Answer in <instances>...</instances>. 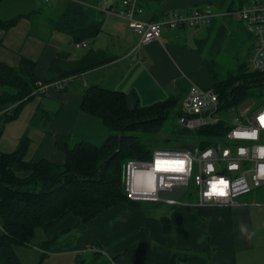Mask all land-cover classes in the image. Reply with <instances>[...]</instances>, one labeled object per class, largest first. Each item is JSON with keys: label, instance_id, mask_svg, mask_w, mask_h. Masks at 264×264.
<instances>
[{"label": "crops", "instance_id": "0c3cea01", "mask_svg": "<svg viewBox=\"0 0 264 264\" xmlns=\"http://www.w3.org/2000/svg\"><path fill=\"white\" fill-rule=\"evenodd\" d=\"M49 1L45 5L52 15H56L61 12L66 1L88 6H108L110 3L116 4L118 0H106L101 4L97 3L98 0H60L61 9L58 11L51 9ZM197 1L139 0L142 7L140 18L156 20L164 12L175 10L176 7H196ZM41 2H13L10 6H14V10L10 13L0 8V19L21 15L8 29H0V61L16 66L20 57L34 60L36 74L40 77L46 74L50 62L60 53L72 59L86 52L80 55L70 52L66 48L67 43L72 44L68 35L50 30L43 15L33 12L43 7ZM28 13L29 16H25ZM106 17L98 34L85 42L91 43L89 49L102 50L112 59L76 74L62 88H47L43 94L30 99L16 118L3 125L0 132L1 152L15 149L18 138L25 132L28 137L26 159L35 161L44 158L62 164L64 153L54 146V137L66 135L69 138L72 132L77 133L75 125L82 126L89 121L85 114L97 119L79 108L81 92L88 85L122 91L127 105L131 107L134 104L148 105L168 96L180 100L181 89V96H184L188 85L199 87L212 83L211 78L208 84L198 79H184L185 84L181 86L183 77L180 69L182 65L186 67L184 58L196 57L194 53L185 52L174 41L178 37L175 31L186 27L163 29L157 40L140 45L131 52L137 40L136 35L121 18L113 15ZM222 21V29L227 34L235 32L240 37L239 30L245 31L238 21L228 18ZM208 25L202 26V38L208 33L215 34L218 29ZM202 38L194 39L193 50L200 54L202 51L209 52L208 40L200 42ZM243 42L249 46L248 34L247 40ZM201 56L209 75L205 66L206 58ZM203 66L199 64L202 70ZM35 111L46 118L37 122ZM31 121H36V125L27 126ZM104 135L102 128L98 140ZM237 202L232 207L193 203L192 206L171 205L174 208L169 216L171 231L168 233L161 229L160 216L149 217L145 212L120 202L83 223L69 214L47 234L43 232L30 244L16 245L13 250L22 264H37L38 261L41 264H85V252L92 253L94 264H170L171 255L181 257L183 264H264V183L239 196ZM242 226L247 229L244 233L241 232Z\"/></svg>", "mask_w": 264, "mask_h": 264}, {"label": "trees", "instance_id": "16d2710c", "mask_svg": "<svg viewBox=\"0 0 264 264\" xmlns=\"http://www.w3.org/2000/svg\"><path fill=\"white\" fill-rule=\"evenodd\" d=\"M204 1L213 4L215 9H230L254 0H237V3L229 0L224 6L211 0ZM97 3L101 4L99 0ZM96 6L66 1L61 12L47 16L46 22L50 30L68 35L71 43L89 41L98 34L105 17ZM41 10L33 12L39 14ZM19 16L0 19V29L11 27ZM217 20L212 19L208 24L213 26ZM222 27L219 26L214 36L206 34L200 42L212 40L217 44L222 33L224 39ZM246 56L222 76L217 75L204 59L212 81L210 87L218 94L223 108L264 102V71L248 70ZM111 59L102 50L94 49H88L72 59L60 53L53 58L42 77L36 74L34 60L20 57L16 66L0 61V132L3 125L16 118L30 99L39 95L34 92L37 81L47 83L74 76ZM79 108L99 119L107 128V135L101 144L79 140L69 146L66 135H56L54 146L64 153V162L55 164L44 158L33 161L25 158L28 137L24 132L15 149L0 151V264H22L13 247L30 244L35 238L36 228L47 234L69 214L83 223L120 202L145 210L142 203L149 201L129 200L123 191L122 166L127 159H146L153 148L169 140L178 139L174 142H179L184 134L193 136L192 144L203 149L222 141L221 136L229 127L223 121L193 131L179 126H164L167 117L180 114V102L175 97L168 96L148 105L134 104L129 107L122 91L95 84L84 87ZM158 132H163L165 137H160ZM150 134L153 137L148 139ZM159 221L164 233L171 231L169 217L161 215ZM170 264H183L182 258L171 255Z\"/></svg>", "mask_w": 264, "mask_h": 264}, {"label": "built area", "instance_id": "2783aa9c", "mask_svg": "<svg viewBox=\"0 0 264 264\" xmlns=\"http://www.w3.org/2000/svg\"><path fill=\"white\" fill-rule=\"evenodd\" d=\"M96 7L104 15L124 20L126 27L136 35L131 52L157 40L163 29L200 28L212 19L238 21L250 36L246 56L248 70L264 71V0L244 2L230 9L169 10L156 20L140 18L139 0H118L116 4ZM72 45L83 47L85 41ZM75 76L47 83L37 81L34 92L41 94L47 88H62ZM220 104L218 94L211 87L188 85L180 101L177 126L193 131L223 121L229 127L221 136L222 141L203 149L196 145L159 146L153 148L146 159H127L122 166V188L127 199L169 205L232 207L238 204L239 196L264 183V102L241 103L228 108ZM174 186L185 187L178 199L158 196L159 191Z\"/></svg>", "mask_w": 264, "mask_h": 264}, {"label": "rangeland", "instance_id": "374dc122", "mask_svg": "<svg viewBox=\"0 0 264 264\" xmlns=\"http://www.w3.org/2000/svg\"><path fill=\"white\" fill-rule=\"evenodd\" d=\"M2 1V0H1ZM0 1V2H1ZM19 0H3L2 3H0V8L2 11H5L7 13H10L14 10V6H10L13 2H17ZM89 2H95V0H88ZM162 1V0H161ZM213 3L215 2L216 4L222 3L220 4L221 6L227 4L229 2V0H211ZM234 3H237V0H234ZM61 1L60 0H50L49 3L51 5V9L53 11H58L60 10V6H61ZM40 4H44L41 5L43 6L41 10L42 13H39L41 16L43 15L45 21H46V17L52 15L49 11L48 8L46 7V3L42 0V2ZM39 4V5H40ZM10 6V7H9ZM196 7H201V8H209L211 10H214L215 7L213 4H210L208 2H205L204 0H198L195 4ZM9 7V8H8ZM190 8H195L194 6L190 7ZM220 8V7H218ZM223 8V7H222ZM189 9V7H176L175 11H181V12H185ZM109 15H105V18L107 19ZM116 17V16H114ZM223 19L217 20L215 21L216 23L212 26V27H218L221 26V24H223ZM30 21H36V19H30ZM230 22V20H228ZM218 22H221L220 24H218ZM228 24L224 25L227 26ZM206 26V25H205ZM204 26V27H205ZM204 27H200V28H193V27H186L183 30L177 29L178 31H175L178 33V37L176 39H174L175 42H178V44L180 46H182L185 50V52L187 53H194L196 57H191V56H186L184 58V65H182V68L180 69V72L182 74L183 79L181 80V86H183L185 84V80L190 79L191 81H193L194 79H198L201 82H205V83H209L210 82V77L207 74L203 63H202V56L201 54L206 58V60L208 61V64L210 65V67L212 68V70L219 76L224 75L227 71L233 70L236 66V64L239 61L244 60L245 55H247L248 53V47H247V42H243L244 40H247V33L246 31L243 30H239V36L235 35L234 33H226L224 32V39L222 38L223 33L220 35V41L217 44H214L213 41L211 40L208 41L209 43V52L208 51H202L201 54L194 49L195 43H194V39H198V38H202V36H204ZM217 32V28L215 30V33ZM214 36V35H213ZM172 38H174V36H172ZM225 41L226 44L223 42ZM86 44V42H85ZM86 46V47H85ZM85 46L80 47V49H75L73 47L72 44L67 43L66 44V48L70 49V52H72L73 54L76 55H80L83 52L87 51L89 48H91V43H87ZM192 49V50H191ZM199 64H202L203 66V70L199 67ZM208 86H211L208 85ZM208 86H199L201 88L204 87H208ZM182 89L180 92V97L181 99L178 101L180 102L183 98V96H181L182 94ZM253 105L254 103L251 102ZM246 105V104H242ZM176 109L179 110V106H176ZM21 111V110H20ZM39 111H35L34 115L36 116L38 120L37 122H40L42 119L46 118L43 115H39ZM85 116L87 118H89V121L84 122L82 124V126L79 125H75V129L77 130V133L74 131L72 132L71 136H69L68 138V145L71 146L74 142L79 141V140H84L96 145H99L102 143V141L105 139L106 135H107V128L101 123L100 120L89 117L88 115L85 114ZM93 122H92V121ZM177 116L176 115H171L169 117H167L164 120V126H174L175 128L178 127L177 123ZM36 125V121H31L30 123L27 124V126H35ZM102 128L105 132L104 137L100 140H98V137H100L101 132H102ZM160 137H165V134L163 132H158ZM157 133V134H158ZM156 134V135H157ZM82 135V136H80ZM151 137H153V134H150L148 136V139H150ZM180 143L179 142H174L178 141V139H174V140H169L167 142H163L161 143L162 146H166L167 148H173L174 146H188V145H193L192 142L194 140L193 136H191L190 134H184L182 135L180 138ZM19 140V138H18ZM186 140L185 143H182V141ZM173 141V142H170ZM158 144H160L159 142H157ZM154 204V205H151ZM144 205V209L145 210H140V212H145L146 215H148L149 217H158L161 215H165L167 217H171L172 215V210L174 208V206H171L169 204H165V203H150V202H146V203H142V206ZM177 205V204H175ZM43 233V231L40 228H36L35 229V239H38ZM83 263L85 264H94L93 261V255L92 253H88L85 252V254L83 255Z\"/></svg>", "mask_w": 264, "mask_h": 264}, {"label": "water", "instance_id": "95a60500", "mask_svg": "<svg viewBox=\"0 0 264 264\" xmlns=\"http://www.w3.org/2000/svg\"><path fill=\"white\" fill-rule=\"evenodd\" d=\"M184 190V186H174L170 190L159 191L158 196L161 198L178 199L180 195L184 192Z\"/></svg>", "mask_w": 264, "mask_h": 264}, {"label": "clouds", "instance_id": "9594fccd", "mask_svg": "<svg viewBox=\"0 0 264 264\" xmlns=\"http://www.w3.org/2000/svg\"><path fill=\"white\" fill-rule=\"evenodd\" d=\"M246 231H247V229L244 228V227L242 226V227H241V232L244 233V232H246Z\"/></svg>", "mask_w": 264, "mask_h": 264}]
</instances>
